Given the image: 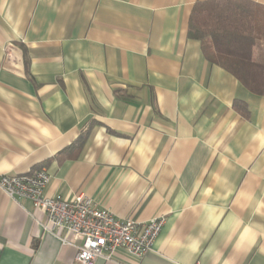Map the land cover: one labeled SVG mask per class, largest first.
Masks as SVG:
<instances>
[{"label": "crops", "instance_id": "obj_1", "mask_svg": "<svg viewBox=\"0 0 264 264\" xmlns=\"http://www.w3.org/2000/svg\"><path fill=\"white\" fill-rule=\"evenodd\" d=\"M198 1L0 0V176L164 220L140 261L94 264H264V97L187 37ZM45 226L0 189V264H76Z\"/></svg>", "mask_w": 264, "mask_h": 264}, {"label": "built area", "instance_id": "obj_2", "mask_svg": "<svg viewBox=\"0 0 264 264\" xmlns=\"http://www.w3.org/2000/svg\"><path fill=\"white\" fill-rule=\"evenodd\" d=\"M49 181V173L41 168L24 175H1L0 189L14 203L29 202L41 210L45 229L64 230L69 237L59 239L63 246L76 249V264H94L97 259L113 261L119 254L138 262L151 249L163 218L152 219L139 228L133 220L116 217L85 195L72 200L46 195Z\"/></svg>", "mask_w": 264, "mask_h": 264}, {"label": "trees", "instance_id": "obj_3", "mask_svg": "<svg viewBox=\"0 0 264 264\" xmlns=\"http://www.w3.org/2000/svg\"><path fill=\"white\" fill-rule=\"evenodd\" d=\"M187 37L200 43L209 63L227 71L249 93L264 97V61L253 60V49L264 44L263 7L250 0L198 1L189 16ZM233 108L248 116L245 102L235 100Z\"/></svg>", "mask_w": 264, "mask_h": 264}]
</instances>
